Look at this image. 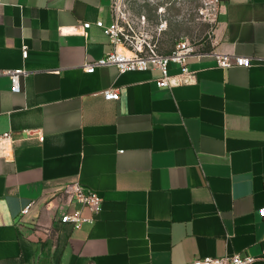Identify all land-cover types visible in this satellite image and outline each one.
<instances>
[{
    "label": "crops",
    "instance_id": "0c3cea01",
    "mask_svg": "<svg viewBox=\"0 0 264 264\" xmlns=\"http://www.w3.org/2000/svg\"><path fill=\"white\" fill-rule=\"evenodd\" d=\"M100 19L112 22L111 0H0V135L13 139L9 156L0 149V264H193L236 253L264 264V0H220L189 60L196 81L173 88L157 85V70L87 73L112 49ZM86 22V34L59 32ZM213 52L251 66L219 68ZM14 69L28 72L17 94ZM109 88L119 100L104 97ZM74 183L103 198L81 229L59 221L93 217L65 192Z\"/></svg>",
    "mask_w": 264,
    "mask_h": 264
},
{
    "label": "built area",
    "instance_id": "2783aa9c",
    "mask_svg": "<svg viewBox=\"0 0 264 264\" xmlns=\"http://www.w3.org/2000/svg\"><path fill=\"white\" fill-rule=\"evenodd\" d=\"M131 1L139 3H159L162 1L180 3L186 0H111L113 20L106 24L100 19L95 26L104 31L112 46L111 51L99 60L85 63L84 70L87 73H95L98 68L115 67L120 74L133 71H154L161 73L157 80L159 87L173 88L184 84L194 83L196 73L189 68V60L199 54L198 44L188 38L178 40L169 52H162L160 48L161 37L167 29V21H161L158 25H150L146 15L136 16L128 8ZM205 5L201 16L211 22L215 20L220 10V0H199ZM92 27V23L86 22L72 27H62L59 32L63 34H86ZM28 50L23 49V57L27 58ZM217 66L222 69L230 67H250L251 59L248 57L228 55L213 52ZM177 66L179 72L171 73V67ZM1 74V71H0ZM12 81V92L21 93V77L28 74L24 69L7 71ZM107 100H119L120 90L109 88L103 92ZM28 135H38L41 141L45 137L37 130H28ZM13 139L10 132L0 135V149L3 157L12 153ZM65 192L71 201L87 207L93 214L92 218L83 216L81 210L74 214L64 213L59 221L62 224H70L75 229H81L84 224L92 223L94 217L102 211L103 198L94 190L89 189L81 183L68 185ZM32 203L24 207L22 214L29 213ZM264 216V207L260 209ZM264 259V250L263 257ZM257 258L251 255L239 253L226 255L224 257H203L196 259L193 264H254Z\"/></svg>",
    "mask_w": 264,
    "mask_h": 264
},
{
    "label": "rangeland",
    "instance_id": "374dc122",
    "mask_svg": "<svg viewBox=\"0 0 264 264\" xmlns=\"http://www.w3.org/2000/svg\"><path fill=\"white\" fill-rule=\"evenodd\" d=\"M128 8L136 16L146 15L152 26L158 25L161 21H167V29L161 37V51L170 49L182 38L199 43L207 36L211 28V21L201 16L205 5L199 0H186L180 3L131 1Z\"/></svg>",
    "mask_w": 264,
    "mask_h": 264
}]
</instances>
